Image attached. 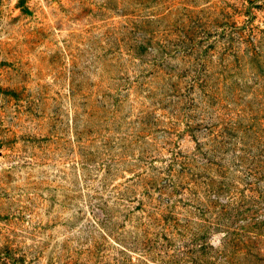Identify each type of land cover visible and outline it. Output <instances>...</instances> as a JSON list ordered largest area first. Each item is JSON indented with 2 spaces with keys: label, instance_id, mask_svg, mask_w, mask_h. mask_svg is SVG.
<instances>
[{
  "label": "rangeland",
  "instance_id": "rangeland-1",
  "mask_svg": "<svg viewBox=\"0 0 264 264\" xmlns=\"http://www.w3.org/2000/svg\"><path fill=\"white\" fill-rule=\"evenodd\" d=\"M0 264H264V0H0Z\"/></svg>",
  "mask_w": 264,
  "mask_h": 264
}]
</instances>
